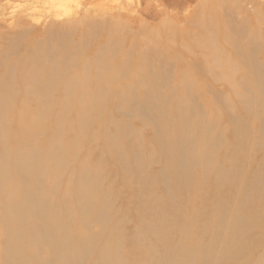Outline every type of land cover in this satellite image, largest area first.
Masks as SVG:
<instances>
[{"label": "rangeland", "instance_id": "rangeland-1", "mask_svg": "<svg viewBox=\"0 0 264 264\" xmlns=\"http://www.w3.org/2000/svg\"><path fill=\"white\" fill-rule=\"evenodd\" d=\"M219 25L233 29L231 37L233 32L239 37L242 34L255 45L252 47L255 54L261 52L264 0H0V76L15 77L22 71L26 74L31 67L48 64L51 59L70 70L86 64L89 56L96 53L98 62L88 60V67L110 66L103 79L109 76L112 83L102 95L110 97L118 93V102L94 104L99 109L90 115L84 107L78 114L72 102L62 105L63 109L68 106L63 110L66 114L57 104H50L54 106H47L48 109L45 106V110L34 103L16 105L10 108L7 118L14 124L17 121L18 128L13 124L5 129L10 134L28 135V132L40 134L41 128L48 135L66 115L58 123L59 129L65 133V129L72 127L73 131L67 136L61 133L62 142L70 146L66 144L63 154L64 170L57 193L63 192L67 179L77 178L81 168L86 169V176L97 177L95 187L106 200L105 211L109 216L104 228L107 238L122 242L134 230L144 233L145 224L152 222L157 225L154 229L157 232L164 224L161 231L168 235L167 244L173 249L161 248L153 236L144 234L137 244L151 252L163 254L166 250L170 254L180 246L182 238L201 236L202 243L209 240L201 230L214 225L212 194L208 192L202 198L201 188L178 181L180 174L172 167L166 168L172 150L167 141L187 118L193 124L196 121V48L203 35L217 39ZM251 25L257 29L252 30ZM261 62L259 74L263 78L264 60ZM145 64L155 70L160 83L157 87L144 73L133 74L134 69L143 71ZM117 108H121L119 113ZM105 134L119 143L117 156L111 160L108 157L112 152L110 155L101 152ZM38 138L42 142L43 137ZM133 161L139 164L140 171L128 167ZM192 173L196 176L198 171ZM149 177L151 181L147 184ZM256 202L261 208L258 224L228 244L219 264H264V202ZM149 207L154 208L153 217L143 212ZM243 214L245 218L246 213ZM3 239L4 228H0V254L4 250ZM213 250L216 255L219 246ZM121 254L130 261L135 258L134 253L132 256L126 250L121 249Z\"/></svg>", "mask_w": 264, "mask_h": 264}, {"label": "bare ground", "instance_id": "bare-ground-1", "mask_svg": "<svg viewBox=\"0 0 264 264\" xmlns=\"http://www.w3.org/2000/svg\"><path fill=\"white\" fill-rule=\"evenodd\" d=\"M221 26L215 40L199 36L196 121L193 124V120L189 122L187 118L183 126L172 131L173 136L167 141L172 150L166 168L172 167L180 174L175 179L201 188L202 198L208 196V192L212 194L214 225L201 230L209 240L202 243L201 236L182 238L180 246L169 254L166 250L172 247L167 244L168 235L161 231L164 224L157 232L154 230L157 225L152 222L145 224L144 233L134 230L122 242L107 238L104 228L109 216L105 211L106 200L96 190L97 177L86 176V169L81 168L77 178L63 181L64 190L57 193L64 170L63 154L67 145L70 146L62 142L59 129V122L66 115L63 114L54 125V132L48 135L41 128L40 134L6 131V126L14 124L7 115L16 105L34 103L45 110L47 106H54L50 104H57L63 111L68 106L62 107L72 102L78 114L84 107L90 115L94 109H99L98 105L94 108V104L118 102V93L110 97L102 95L112 83L109 76L103 79L110 66H87L88 60L98 62L96 53L89 56L86 64L70 70L51 59L48 64L31 67L26 74L22 71L15 77L0 76V125L4 129L0 130V228H4L0 264H219L228 244L254 229L261 209L256 201L264 202V77L259 74L264 47L255 54L252 50L255 45L243 38L242 32H239L240 37L233 32L232 38L233 29ZM251 29L257 28L251 25ZM141 72L153 86L160 84L154 69L146 65L143 71L133 70V74ZM189 94L183 92L186 97ZM14 125L18 128L19 123L16 121ZM77 125L81 130L80 124ZM71 130L72 127L67 128L63 133L66 135ZM38 135L43 137L42 142ZM103 141L101 152H107L106 155L112 152L108 159H114L119 143L108 134L103 135ZM135 161L128 167L134 172L140 171ZM195 169L196 176L192 173ZM150 181L149 177L147 184ZM153 210L149 207L143 212L153 217L156 215ZM243 213H246L245 218H242ZM144 234L153 236L161 248H166L165 252L158 254L139 246L137 243ZM217 246L219 250L214 255L213 249ZM121 249L132 256L134 253L133 261L121 254Z\"/></svg>", "mask_w": 264, "mask_h": 264}]
</instances>
